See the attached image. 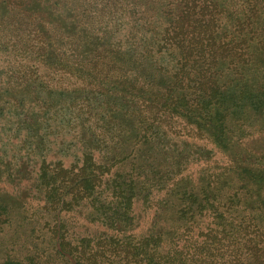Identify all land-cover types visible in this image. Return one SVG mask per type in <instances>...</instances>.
Wrapping results in <instances>:
<instances>
[{"label":"rangeland","instance_id":"rangeland-1","mask_svg":"<svg viewBox=\"0 0 264 264\" xmlns=\"http://www.w3.org/2000/svg\"><path fill=\"white\" fill-rule=\"evenodd\" d=\"M169 1L0 0V18L9 4L36 18L20 28L26 38L0 22V264H72L58 258L60 242L78 245L85 237L99 241L115 234L101 214L102 206L112 213L117 202L113 180L128 179L134 187L136 221L128 232L139 235L168 231V237L171 228H182L185 220L177 219L188 192L224 197L229 216L264 215V0H188L196 6L195 19L215 22L216 47L227 57L220 75L231 88L223 98L228 112L221 132L205 127L199 133L189 119L149 113L134 133L133 117L128 127L117 125L132 104L125 87L115 86L122 76L145 77L152 68L169 76L178 66L148 25L163 14L143 16L145 4ZM212 3L215 13L202 11ZM48 10L52 14L45 16ZM37 32L47 35L46 62L33 52ZM96 45L124 63L109 91L89 92V71L77 65ZM240 53L252 55L244 70L230 64V56ZM86 156L109 167L96 198L73 201L65 194L64 207L47 204L41 164L70 167ZM236 194L240 204L233 202ZM211 219L200 218L197 230Z\"/></svg>","mask_w":264,"mask_h":264},{"label":"trees","instance_id":"trees-1","mask_svg":"<svg viewBox=\"0 0 264 264\" xmlns=\"http://www.w3.org/2000/svg\"><path fill=\"white\" fill-rule=\"evenodd\" d=\"M9 5L6 17H1L0 22L7 21L11 30L26 38L20 28H27V22L33 24V20H36L34 14L32 19L27 10L19 11L17 8V13L14 10L16 6ZM216 8L212 3V6L202 11L213 14ZM1 9L2 7L0 12ZM157 10L164 17L157 15L156 19L149 18L151 21L148 25L158 30L161 47L177 56L175 59L178 66L175 72L167 76L157 68H152V72L147 74L146 71L145 77L141 72L132 80L122 76V81L115 85L114 75L122 73L124 63L115 60L107 51H98L96 45L92 51L78 59L77 65L89 71V78L85 81L87 89L89 92H100L112 90V85L118 89L124 86L122 90L132 97L131 110L122 112L117 125L126 128L130 125V117H133L138 120L135 121V127L130 128L133 133L144 122L141 117L149 113L153 118L164 116L169 120L173 117L189 119L194 123L193 127L197 132H204L207 129L205 127H210L214 130V135L218 134L223 129V114L228 112L224 108L226 99L223 98L231 86L226 87L220 75L222 62L227 57L216 47L215 22L210 19L205 21L204 18L195 19L196 6L188 0L179 3L170 0L165 5L145 4L143 16H151ZM48 14L50 16L52 12L48 10L44 15ZM45 25L43 22L42 26ZM46 37L42 32H37L33 37L36 45L33 46V52L40 55L44 62L49 49ZM241 39L246 41L245 36ZM240 54L242 56H230V64L234 63L239 70H244V64L250 61L252 55ZM123 60L127 61L125 58ZM112 101L118 99L114 98ZM137 134L141 135L139 138L143 137L145 129L142 128ZM108 171L109 167L95 162L94 156L83 157L80 165L70 167L63 164L51 166L43 162L40 166V182L44 186L46 203L64 207L62 197L65 194H71L73 201L96 198L93 195L94 190L104 184L103 177ZM129 182L131 181L128 179L111 181L117 202L112 213L104 206L101 209L104 221L113 227L115 234L100 238L99 241L85 237L78 245L60 242L59 259H73L72 264H259L264 260V215L250 212L247 214L249 218L244 214L229 216L227 213L231 211V206H227L226 199L221 202L224 197H202L194 192L185 193V199L182 200L184 207L177 219L185 220L184 225L182 228H171L168 237L165 235L168 231L145 235L128 232L136 221V194L134 187L127 185ZM235 197L237 194L233 196V202L240 204L241 200ZM202 217L212 219L202 229L197 230L195 224ZM187 223L192 225L186 227Z\"/></svg>","mask_w":264,"mask_h":264}]
</instances>
